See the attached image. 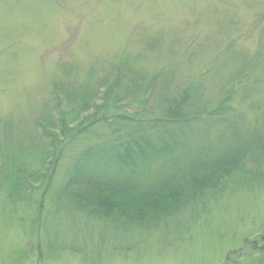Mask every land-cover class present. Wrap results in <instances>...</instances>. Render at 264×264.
Returning a JSON list of instances; mask_svg holds the SVG:
<instances>
[{
  "label": "rangeland",
  "instance_id": "374dc122",
  "mask_svg": "<svg viewBox=\"0 0 264 264\" xmlns=\"http://www.w3.org/2000/svg\"><path fill=\"white\" fill-rule=\"evenodd\" d=\"M260 48L264 0H0V170L8 158L11 169L24 162L44 170L30 184L10 186L0 175V264H264V150L214 188L193 186L196 219L181 209L183 226L163 221L142 239L63 199L53 205L69 150L82 144L75 133L163 119L166 100L181 101L191 87L213 108ZM254 89L237 88L225 121L202 117L208 126L196 123L191 142L214 148L255 134L264 141V110L251 107L264 102V88ZM55 154L51 180L42 159Z\"/></svg>",
  "mask_w": 264,
  "mask_h": 264
},
{
  "label": "trees",
  "instance_id": "16d2710c",
  "mask_svg": "<svg viewBox=\"0 0 264 264\" xmlns=\"http://www.w3.org/2000/svg\"><path fill=\"white\" fill-rule=\"evenodd\" d=\"M263 67L264 48H260L220 88L213 108L209 109L212 101H204L198 87H191L184 91L181 101L173 97L166 100L167 110L163 119L127 120L126 124L110 121L116 126L110 133L104 130L91 135L75 133L73 138L82 144L77 147L73 143L69 150V168L53 205L63 199L66 205L86 217L91 216L116 227L126 225L139 239L163 221L166 225L175 221V227L178 223L183 226V221L177 219L181 209H187L189 218L196 219L198 202L188 201L193 186L214 188L220 175L234 169L248 154L264 150V141L256 138L255 134L252 139H240L233 145L201 148L191 142L195 124L206 123L202 118L205 115L217 122L225 121L223 116L227 117V114L224 108L231 109L230 101L239 86L246 92H251L256 86L255 91L264 88V74L255 75L258 68ZM116 101H120V97ZM262 104L259 102L258 106ZM113 119L116 117H111ZM180 152L186 156L176 158ZM61 155L42 159L46 173L52 171L51 180L55 177ZM8 160H5L0 175L10 186L30 184V178L44 172L24 162L11 169ZM119 197L126 203L138 200L143 204L135 208L120 206L114 200ZM181 199L187 203L185 207L180 205L178 208L175 203Z\"/></svg>",
  "mask_w": 264,
  "mask_h": 264
},
{
  "label": "bare ground",
  "instance_id": "6f19581e",
  "mask_svg": "<svg viewBox=\"0 0 264 264\" xmlns=\"http://www.w3.org/2000/svg\"><path fill=\"white\" fill-rule=\"evenodd\" d=\"M259 89V88H258ZM250 97H252L251 96V94H250ZM253 97H256V94H255V96H253ZM252 102H255V105H253V103H252V106L251 107H253V106H257L259 109H263L264 110V104H262L261 106H258V104H259V102H262V101H259V100H253ZM264 103V102H263ZM208 123L206 122V123H204V125L205 126H208L207 125ZM199 206V205H198Z\"/></svg>",
  "mask_w": 264,
  "mask_h": 264
}]
</instances>
